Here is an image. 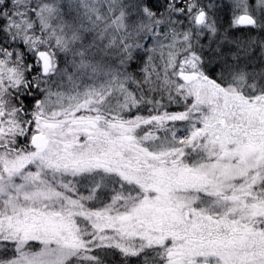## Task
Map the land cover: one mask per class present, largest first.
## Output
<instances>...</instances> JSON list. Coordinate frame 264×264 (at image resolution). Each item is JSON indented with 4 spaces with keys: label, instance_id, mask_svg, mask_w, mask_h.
<instances>
[{
    "label": "snow or ice",
    "instance_id": "6c2138e0",
    "mask_svg": "<svg viewBox=\"0 0 264 264\" xmlns=\"http://www.w3.org/2000/svg\"><path fill=\"white\" fill-rule=\"evenodd\" d=\"M0 264H264V0H0Z\"/></svg>",
    "mask_w": 264,
    "mask_h": 264
}]
</instances>
